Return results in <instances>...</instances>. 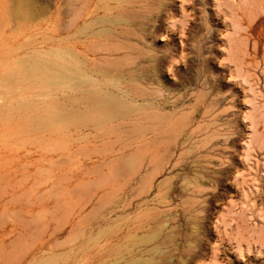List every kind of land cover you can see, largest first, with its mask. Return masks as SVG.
Returning <instances> with one entry per match:
<instances>
[{
    "label": "rangeland",
    "instance_id": "obj_1",
    "mask_svg": "<svg viewBox=\"0 0 264 264\" xmlns=\"http://www.w3.org/2000/svg\"><path fill=\"white\" fill-rule=\"evenodd\" d=\"M0 264H264V0H0Z\"/></svg>",
    "mask_w": 264,
    "mask_h": 264
}]
</instances>
